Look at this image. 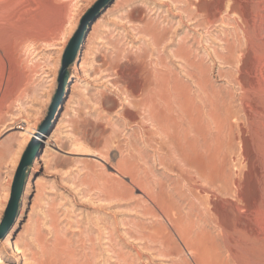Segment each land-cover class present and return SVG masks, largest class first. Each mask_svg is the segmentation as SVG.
<instances>
[{"label": "rangeland", "instance_id": "obj_1", "mask_svg": "<svg viewBox=\"0 0 264 264\" xmlns=\"http://www.w3.org/2000/svg\"><path fill=\"white\" fill-rule=\"evenodd\" d=\"M202 1L59 0L62 42L23 50L28 93L0 114V225L23 156L29 146L36 149L17 213L0 240V264H203L165 218L152 214L159 213L147 195L163 183L166 196L177 199L172 180L179 179L167 178L144 143L139 124L156 130L149 115L130 106V119L121 109L128 105L126 84L143 80L167 87L176 136L186 148L197 144L188 113L193 109L199 132L206 126L200 87L209 98L240 110L243 93L235 69L219 59L226 42L236 40L233 25L212 23ZM255 17V37L264 44V3ZM77 36V54L64 75L63 61ZM34 126L44 140L27 144L19 133ZM163 149L167 165L179 163ZM125 160L136 165L137 184L117 173ZM226 160L227 170L236 172V163ZM179 181L185 199L179 202L181 223L188 227L191 197ZM258 230L264 234V228Z\"/></svg>", "mask_w": 264, "mask_h": 264}, {"label": "bare ground", "instance_id": "obj_2", "mask_svg": "<svg viewBox=\"0 0 264 264\" xmlns=\"http://www.w3.org/2000/svg\"><path fill=\"white\" fill-rule=\"evenodd\" d=\"M202 2L212 15V23L230 22L233 25L236 40L233 44L226 42V55L219 59L235 69L234 81L243 93L240 110L234 112L224 102L209 98L206 89L199 85L206 97L203 104L208 109L205 111L207 121L205 129L199 132L195 128L193 109L188 111V122L194 129L189 133L196 134L192 140L197 143L195 146L187 141L188 148L176 136L174 126L177 121L172 115L167 87L147 86L143 80L132 86L126 84L123 91L128 105L121 108L122 114L132 119V106L149 115L156 130L139 124L144 143L154 153L155 162L167 171V178L176 175L190 192L185 215L188 227L181 223L179 202H185V199H182L184 193L179 188V180L170 179L177 199L166 196L163 183H157L156 194L147 195L160 215L154 210L152 214L165 218L185 248L203 264H264V234L258 232L259 228H264V91L261 93L264 87V44L255 37V15L264 0ZM59 6V0H0V114L28 93L29 71L21 59L23 50L55 47L62 42ZM185 62L188 67L193 66L190 61ZM163 103L167 108L162 107ZM37 131V126L26 127L19 135L27 144L33 139L43 141L44 136ZM156 134L168 142L161 140L157 143L153 138ZM197 136L201 137V143L197 142ZM154 143L161 146L160 149L153 147ZM166 146L169 149L167 156L173 161L179 160L178 164L165 163L166 158L160 155V150ZM231 154L232 158L229 157ZM226 157L232 164L236 163L233 166L237 168L236 172L227 170ZM136 169L135 164L125 160L119 164L117 173L130 177L137 184ZM211 230L216 233L215 237L211 236Z\"/></svg>", "mask_w": 264, "mask_h": 264}, {"label": "water", "instance_id": "obj_3", "mask_svg": "<svg viewBox=\"0 0 264 264\" xmlns=\"http://www.w3.org/2000/svg\"><path fill=\"white\" fill-rule=\"evenodd\" d=\"M78 47H79V37L77 36L71 42L70 47L68 48L67 53L65 55L63 61L64 75L66 73L67 68L74 62ZM35 157H36V149L34 146L31 145L26 150L15 176V180L12 188V194H11V201L7 209L5 218L2 224L0 225V240L4 239V237L6 236L7 229L17 213L18 205L24 192V185H25L27 171L28 168L31 166L32 162L34 161Z\"/></svg>", "mask_w": 264, "mask_h": 264}]
</instances>
